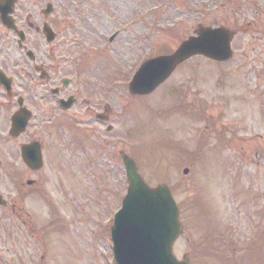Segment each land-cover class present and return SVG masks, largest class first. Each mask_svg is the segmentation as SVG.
<instances>
[{"label":"rangeland","instance_id":"obj_1","mask_svg":"<svg viewBox=\"0 0 264 264\" xmlns=\"http://www.w3.org/2000/svg\"><path fill=\"white\" fill-rule=\"evenodd\" d=\"M64 2L80 8L82 22L72 24L68 54L77 59L65 72L90 71L93 100L111 107L113 126L73 123L60 128V145L56 130L39 133L41 172L23 171L17 159L25 194L16 197L0 180L17 210L11 218L9 208L0 210V264H115L110 230L128 184L121 150L152 186L173 188L183 225L174 244L179 259L188 253L191 264H264V0ZM220 25L238 31L230 60L194 56L153 93H129L140 62L172 52L199 26ZM214 236L225 249L198 256L199 244L208 247ZM255 239L258 246L246 251Z\"/></svg>","mask_w":264,"mask_h":264},{"label":"flooded vegetation","instance_id":"obj_2","mask_svg":"<svg viewBox=\"0 0 264 264\" xmlns=\"http://www.w3.org/2000/svg\"><path fill=\"white\" fill-rule=\"evenodd\" d=\"M78 12L64 0H0V180L13 186L16 197L18 187L22 189L17 159L25 167L23 171L43 169L32 170L22 159L23 147L29 143H37L44 154L45 142L38 138L39 133L56 130L54 141L60 145V128L88 122L93 128L94 121L103 124L101 118L112 117L108 104L98 107L93 100L96 91L89 85L87 68L78 64L79 68L65 72L68 60L77 59L69 56L72 44L68 42L74 20L82 23ZM67 101L72 102L68 107ZM18 115L26 119L23 129L13 128V118ZM7 157L10 162L3 164ZM2 208L10 209V218L17 215L15 200H7Z\"/></svg>","mask_w":264,"mask_h":264},{"label":"water","instance_id":"obj_3","mask_svg":"<svg viewBox=\"0 0 264 264\" xmlns=\"http://www.w3.org/2000/svg\"><path fill=\"white\" fill-rule=\"evenodd\" d=\"M196 33L184 40L174 53L142 64L130 83L131 92L150 93L192 55L201 54L215 60L232 56L234 31L200 27ZM30 158L33 167L41 165L40 155ZM122 158L130 184L111 228L117 264H188V255L178 260L173 253V243L182 227L170 189L165 184L150 187L138 173L134 160L124 152Z\"/></svg>","mask_w":264,"mask_h":264}]
</instances>
